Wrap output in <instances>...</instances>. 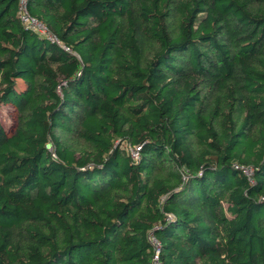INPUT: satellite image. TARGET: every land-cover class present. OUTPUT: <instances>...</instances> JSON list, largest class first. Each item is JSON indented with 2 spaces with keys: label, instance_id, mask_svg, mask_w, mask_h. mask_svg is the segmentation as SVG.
<instances>
[{
  "label": "trees",
  "instance_id": "16d2710c",
  "mask_svg": "<svg viewBox=\"0 0 264 264\" xmlns=\"http://www.w3.org/2000/svg\"><path fill=\"white\" fill-rule=\"evenodd\" d=\"M18 11L0 264H264V0H28L61 44Z\"/></svg>",
  "mask_w": 264,
  "mask_h": 264
},
{
  "label": "built area",
  "instance_id": "2783aa9c",
  "mask_svg": "<svg viewBox=\"0 0 264 264\" xmlns=\"http://www.w3.org/2000/svg\"><path fill=\"white\" fill-rule=\"evenodd\" d=\"M18 16L21 19L22 23L31 28L36 30L41 36H45L50 40L61 44L59 38L50 30V28L38 18L31 16L28 11V0H19V11ZM66 50H70L69 47L63 45ZM131 154L134 158L139 156V149L131 148ZM251 169V168H250ZM249 167L245 168L244 171L248 176L252 175V169L250 170ZM151 243L154 246V255L152 259V264H163L160 258L161 252V245L160 242L152 235L150 237Z\"/></svg>",
  "mask_w": 264,
  "mask_h": 264
},
{
  "label": "rangeland",
  "instance_id": "374dc122",
  "mask_svg": "<svg viewBox=\"0 0 264 264\" xmlns=\"http://www.w3.org/2000/svg\"><path fill=\"white\" fill-rule=\"evenodd\" d=\"M0 120L5 126V128L8 130V132H12L17 124V110L15 109V107L11 104H0ZM128 148L129 147L127 146V149ZM129 151L130 153L132 152L131 148L129 149Z\"/></svg>",
  "mask_w": 264,
  "mask_h": 264
}]
</instances>
